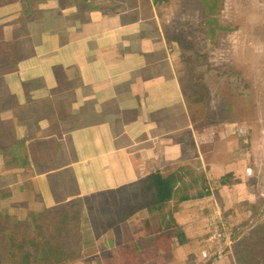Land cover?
<instances>
[{
    "label": "crops",
    "instance_id": "obj_1",
    "mask_svg": "<svg viewBox=\"0 0 264 264\" xmlns=\"http://www.w3.org/2000/svg\"><path fill=\"white\" fill-rule=\"evenodd\" d=\"M189 3L215 25L210 35L264 29V0H0V216L22 221L109 193L132 199L149 174H176L159 232H171V256L151 261L198 264L204 229L255 204L248 129H199L177 74L171 27ZM147 220L141 206L106 234L133 242Z\"/></svg>",
    "mask_w": 264,
    "mask_h": 264
},
{
    "label": "rangeland",
    "instance_id": "obj_2",
    "mask_svg": "<svg viewBox=\"0 0 264 264\" xmlns=\"http://www.w3.org/2000/svg\"><path fill=\"white\" fill-rule=\"evenodd\" d=\"M171 9L170 6L168 11L173 13ZM182 10L184 20L173 21L171 30L174 28L178 33L171 34L170 37L177 42L173 44L177 74L192 106L193 119L198 122L201 130L217 129L215 136L230 125L234 130L245 127L248 129L245 138L247 147L252 148L251 140L256 145L248 158L249 167L253 169L252 177H255L248 187L255 195V204L244 203L232 207L224 212L225 220L220 219L218 226L204 229V238H201L197 246V254L200 256L198 264L211 263V260L203 257L204 252H221L223 259L231 264H264V51L259 50L261 47L258 45L260 39L261 42L264 41V29L250 30L243 36L210 35V28L214 24L208 19L194 18L203 10L198 3L185 4ZM182 12L175 11L179 15ZM248 17L250 21L253 18L251 14ZM210 136L212 140L213 132ZM186 176L187 183H191L193 175L186 173ZM140 188L138 186L135 189L132 199L126 194L109 193L81 202L74 200L64 207L45 213V217L37 218L33 226L40 224L45 229L50 228L51 225L45 220L54 221L63 212L74 215L80 227L83 260L91 262L94 259L92 256H100L109 241H116L115 230L111 229L106 234L109 215L123 208L128 200H132L133 205L144 201ZM171 207L172 205H168L160 215L164 223L167 216L171 215ZM164 223L162 222L163 225ZM158 225L161 222L154 219L153 232ZM20 228L21 231L26 230L24 226ZM216 234L221 237H215ZM164 235V240L161 241L167 243L171 232L167 231ZM141 237L149 239L145 234L136 239ZM123 238L128 239V236L123 235ZM161 255L164 260L170 258L171 246ZM0 258L7 259L1 247ZM237 258L240 260L237 261ZM159 260L148 264H157Z\"/></svg>",
    "mask_w": 264,
    "mask_h": 264
},
{
    "label": "trees",
    "instance_id": "obj_3",
    "mask_svg": "<svg viewBox=\"0 0 264 264\" xmlns=\"http://www.w3.org/2000/svg\"><path fill=\"white\" fill-rule=\"evenodd\" d=\"M208 7V5H207ZM180 178L176 174L166 177L159 172L149 174L143 181L139 182L140 193L144 198L139 204L123 207L109 215L108 228L126 220L135 214L139 207H145L149 214V220L145 222L144 237L138 238L130 243L108 242L101 255L91 262H84L82 257V241L79 223L74 215L63 212L54 221H47L51 226L33 223L39 217H45L43 212H30L22 220H16L7 215L0 216V247L5 251L7 259L0 258V264H148L153 258L160 256L167 247L174 245L171 241L162 243L164 234L168 228L159 233L163 224L160 215L173 199L175 189ZM225 179H222L223 184ZM95 197V196H94ZM190 196L181 197L187 200ZM84 201L85 199H75ZM66 205H63L64 207ZM47 219V218H46ZM159 219L161 225L152 231L153 221ZM24 226L25 231H21ZM29 228V229H28ZM176 243L182 244L183 240L178 237ZM240 260L237 258V261ZM239 264H243L242 262ZM248 264V263H247Z\"/></svg>",
    "mask_w": 264,
    "mask_h": 264
},
{
    "label": "built area",
    "instance_id": "obj_4",
    "mask_svg": "<svg viewBox=\"0 0 264 264\" xmlns=\"http://www.w3.org/2000/svg\"><path fill=\"white\" fill-rule=\"evenodd\" d=\"M213 226H216V224L215 225H213ZM212 226V227H213ZM218 226V225H217ZM221 237V235L220 234H216L215 235V237ZM213 239H214V236L212 237ZM203 257L204 258H208V260H211L210 262L211 263H214V262H220V261H222L223 260V255L221 254V252H217L216 254L214 253V254H208L207 252H204V254H203Z\"/></svg>",
    "mask_w": 264,
    "mask_h": 264
}]
</instances>
